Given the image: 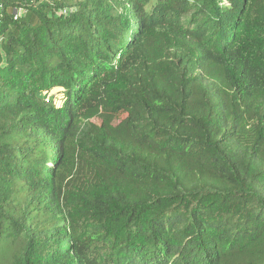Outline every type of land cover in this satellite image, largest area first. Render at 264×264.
Masks as SVG:
<instances>
[{"label": "trees", "instance_id": "1", "mask_svg": "<svg viewBox=\"0 0 264 264\" xmlns=\"http://www.w3.org/2000/svg\"><path fill=\"white\" fill-rule=\"evenodd\" d=\"M0 264H264V0H0Z\"/></svg>", "mask_w": 264, "mask_h": 264}, {"label": "built area", "instance_id": "2", "mask_svg": "<svg viewBox=\"0 0 264 264\" xmlns=\"http://www.w3.org/2000/svg\"><path fill=\"white\" fill-rule=\"evenodd\" d=\"M16 16H17V13L15 14V18H16Z\"/></svg>", "mask_w": 264, "mask_h": 264}]
</instances>
